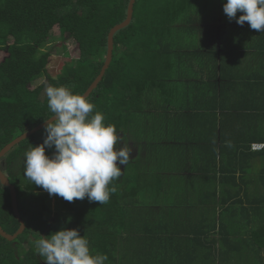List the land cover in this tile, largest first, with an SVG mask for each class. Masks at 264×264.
<instances>
[{
    "label": "trees",
    "instance_id": "16d2710c",
    "mask_svg": "<svg viewBox=\"0 0 264 264\" xmlns=\"http://www.w3.org/2000/svg\"><path fill=\"white\" fill-rule=\"evenodd\" d=\"M128 2L0 0V50L6 54L0 62V150L51 118L45 95L47 86H64L75 94H84L100 73L108 32L125 20ZM217 2L220 15L228 18L223 12L226 0ZM209 4L210 0L197 3L193 0H136L131 23L114 35L112 60L101 82L87 99L95 110L104 115L105 124L114 125L126 141L129 135L140 136L135 120L140 117L142 105L151 100L157 89L162 97L163 92L168 94L172 90L168 82L172 72L168 47L173 26L196 6H201L200 14L206 13ZM239 15L241 13L238 12L237 17ZM54 28L58 30L60 39L73 40L78 51L75 59L66 62L56 72L51 66L53 57L47 48ZM45 136L44 129L40 130L0 159V170L15 187L18 211L25 224L24 232L13 242L0 237V264L45 263L37 255L34 241L63 228L78 229L80 235L88 239L93 253L108 256L106 263L112 261L114 264L118 255L129 257L131 248L122 244L120 236L124 227L122 217L145 190L141 191V180L153 175L140 161H129L127 166L121 167L122 176L113 181L117 191L111 194L108 203L91 202L86 205L81 203L84 199L72 202L63 199L64 208L52 210V195L34 185L24 175L23 167L25 150L30 144H42ZM45 151L51 157L54 149L46 148ZM234 162L235 159L229 165ZM242 169L246 168L242 166ZM223 194L220 202L227 205V209L221 213L225 218L227 213L232 219L223 220V225L218 227L225 240L210 242V249L215 257L223 253L225 247L224 254H237L238 260L245 264H264V195L257 198V194L254 195V204L248 207L231 210L227 202L233 205L234 201L241 203L242 199L251 197L249 194L241 196L239 192ZM187 195L175 194L176 199L181 196L187 199ZM196 196L200 203H204L206 198L216 202L217 198L216 190L212 194L196 193ZM240 213L242 217L235 219ZM0 227L9 235L19 228L11 209L9 191L1 185ZM215 228L213 225L211 231L215 232ZM200 231L196 229L194 234H204ZM230 233L234 239L229 237ZM169 252L160 251L151 260L176 264L173 258L164 255Z\"/></svg>",
    "mask_w": 264,
    "mask_h": 264
},
{
    "label": "crops",
    "instance_id": "0c3cea01",
    "mask_svg": "<svg viewBox=\"0 0 264 264\" xmlns=\"http://www.w3.org/2000/svg\"><path fill=\"white\" fill-rule=\"evenodd\" d=\"M218 6L215 2L217 12ZM223 22L172 28L168 82L173 91L163 97L158 89L153 93L135 120L140 136L127 139L130 161H140L153 176L141 180L145 190L122 217V244L132 253L118 255L114 264H163L151 260L163 250L176 264H245L237 254H224L225 247L215 257L209 243L225 240L218 227L232 219L221 213L227 209L222 193L251 197L227 202L231 210L264 195V147L251 149L264 145V39L255 36L257 30ZM214 190L216 202L197 201L196 193ZM175 194L188 195L176 199ZM196 229L204 234L196 236Z\"/></svg>",
    "mask_w": 264,
    "mask_h": 264
},
{
    "label": "clouds",
    "instance_id": "9594fccd",
    "mask_svg": "<svg viewBox=\"0 0 264 264\" xmlns=\"http://www.w3.org/2000/svg\"><path fill=\"white\" fill-rule=\"evenodd\" d=\"M223 12L229 21L264 32V0H226ZM241 13L237 18V13ZM47 106L54 117L45 124L43 143L24 152V175L49 195L68 202L87 199L106 204L117 191L113 181L122 176L132 146L104 115L80 94L64 86H47ZM122 144L120 147L117 145ZM46 148L54 149L52 156ZM45 264H105L106 254L93 253L78 229L63 228L34 241Z\"/></svg>",
    "mask_w": 264,
    "mask_h": 264
},
{
    "label": "rangeland",
    "instance_id": "374dc122",
    "mask_svg": "<svg viewBox=\"0 0 264 264\" xmlns=\"http://www.w3.org/2000/svg\"><path fill=\"white\" fill-rule=\"evenodd\" d=\"M193 1L194 3H197V2H202L203 0H193ZM217 1L219 0H210L209 7L207 11H205L206 13L204 14L203 13L200 14V12L202 11L201 6H196L195 8H191L188 14L184 15L185 17L183 16L182 18H180L177 21V23L173 26V28H202L201 26L202 20L203 22H205V24H215L214 22L216 21L219 22L221 20L224 21L223 23H229V24L235 22V20L228 21L225 20V18L223 19L220 13L213 8V6H215V2L218 4ZM201 16H203V18ZM189 25H194V26L189 27ZM193 39L194 41L198 42L197 38L195 37V34L193 36ZM48 45L49 46L47 48L50 49V52L53 57L52 58L53 64L51 66L53 67L54 72L59 71L66 62H69L70 60H72L73 58L75 59L78 56V51L75 42L71 39H65V40L60 39L58 30L56 28L53 29L52 40L49 42ZM65 53H67V56H65ZM5 55H6L5 52L0 50V62L3 60ZM40 83L42 82L40 81ZM132 155L133 153H131V156ZM62 203H64L62 197L58 196L57 198V196L55 195L51 196V207L53 210L63 209L64 206L62 205ZM81 203L89 205L91 202L86 197L84 198V200L81 201ZM63 213H65V211H63ZM111 263L112 261L108 263L105 262V264H111Z\"/></svg>",
    "mask_w": 264,
    "mask_h": 264
},
{
    "label": "water",
    "instance_id": "95a60500",
    "mask_svg": "<svg viewBox=\"0 0 264 264\" xmlns=\"http://www.w3.org/2000/svg\"><path fill=\"white\" fill-rule=\"evenodd\" d=\"M136 0H129L128 5H127V10H126V18L123 22H121L118 25H115L110 31L108 32L107 39H106V54H105V59L103 66L100 70V73L96 77V79L92 82V84L89 86V88L84 92L82 96L88 98L90 94L93 92V90L97 87V85L101 82L105 71L108 69L109 64L112 60V54H113V49H114V35L125 29L126 27L129 26V24L132 21V16H133V7L135 4ZM54 117L49 118L45 122L39 124L38 126L34 127L33 129L21 134L14 140H12L10 143L5 145L1 150H0V159L5 156L12 148H14L16 145L21 143L22 141L28 139L35 133L39 132L40 130H43L45 127V124L51 120H54ZM0 185L4 188H7L9 191V196H10V203H11V209L14 215V218L17 220L19 223V228L18 230L13 234L9 235L5 233L2 228L0 227V237L6 240L7 242H13L18 236H20L24 230H25V224L24 221L20 217V213L18 211V205H17V195L15 191V187L9 182L8 178L1 172L0 170Z\"/></svg>",
    "mask_w": 264,
    "mask_h": 264
},
{
    "label": "flooded vegetation",
    "instance_id": "af4514ba",
    "mask_svg": "<svg viewBox=\"0 0 264 264\" xmlns=\"http://www.w3.org/2000/svg\"><path fill=\"white\" fill-rule=\"evenodd\" d=\"M239 26V28H250V25H249V23L248 22H245L244 23V25L243 26H241V25H238ZM226 26H221L220 28H225ZM207 28H214V25H211L210 27L208 26ZM257 32V34H255V36H257L258 35V37L261 39V40H263L264 39V32H259V31H256ZM116 147H118V146H116ZM122 167V166H121Z\"/></svg>",
    "mask_w": 264,
    "mask_h": 264
},
{
    "label": "built area",
    "instance_id": "2783aa9c",
    "mask_svg": "<svg viewBox=\"0 0 264 264\" xmlns=\"http://www.w3.org/2000/svg\"><path fill=\"white\" fill-rule=\"evenodd\" d=\"M263 147H264V145H257V144H254V145L251 146V149H252L253 151H259V150H261Z\"/></svg>",
    "mask_w": 264,
    "mask_h": 264
}]
</instances>
